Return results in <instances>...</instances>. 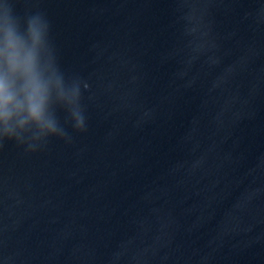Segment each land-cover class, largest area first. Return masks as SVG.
<instances>
[{"label": "water", "instance_id": "obj_1", "mask_svg": "<svg viewBox=\"0 0 264 264\" xmlns=\"http://www.w3.org/2000/svg\"><path fill=\"white\" fill-rule=\"evenodd\" d=\"M15 10L90 85L88 127L0 149V264H264V0Z\"/></svg>", "mask_w": 264, "mask_h": 264}, {"label": "clouds", "instance_id": "obj_2", "mask_svg": "<svg viewBox=\"0 0 264 264\" xmlns=\"http://www.w3.org/2000/svg\"><path fill=\"white\" fill-rule=\"evenodd\" d=\"M17 2L0 0V149L14 143L34 153L53 139L71 143L69 127L87 131L84 92L90 85L62 69L46 15H21Z\"/></svg>", "mask_w": 264, "mask_h": 264}]
</instances>
